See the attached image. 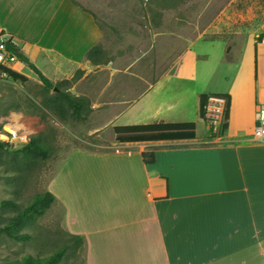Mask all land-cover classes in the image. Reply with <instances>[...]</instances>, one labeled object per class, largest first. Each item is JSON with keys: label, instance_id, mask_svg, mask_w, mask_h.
Listing matches in <instances>:
<instances>
[{"label": "crops", "instance_id": "1", "mask_svg": "<svg viewBox=\"0 0 264 264\" xmlns=\"http://www.w3.org/2000/svg\"><path fill=\"white\" fill-rule=\"evenodd\" d=\"M1 36L55 84L109 68L87 60L103 33L80 0H0ZM198 40L132 104L120 90L113 124L195 122L194 139L76 149L56 175L66 229L84 238L87 264H264V141L253 138L264 106V26L231 45L232 56L226 45L195 51ZM13 61L5 66L32 77ZM200 94L230 96L222 133L198 121ZM146 151H155V164H144Z\"/></svg>", "mask_w": 264, "mask_h": 264}, {"label": "rangeland", "instance_id": "2", "mask_svg": "<svg viewBox=\"0 0 264 264\" xmlns=\"http://www.w3.org/2000/svg\"><path fill=\"white\" fill-rule=\"evenodd\" d=\"M102 30L99 45L106 70L94 69L80 82L54 83L62 91L87 99L83 121L62 120L43 102L57 91H46L26 66L27 83L0 76V226L16 213L1 208L3 201L25 206L40 193H60L56 175L63 161L76 149L97 153L116 152L114 119L120 90L128 104L138 100L155 81L178 68L190 43L194 50L223 47L232 56L231 45L257 33L264 26V0H80ZM224 38V39H220ZM229 45V46H228ZM217 47V48H216ZM230 52V53H229ZM13 66L17 63L12 61ZM202 63H199V65ZM215 84H219L214 80ZM205 125L198 135H202ZM16 134L17 138L7 136ZM31 139L47 149L46 158H21L23 145ZM23 161L32 163L21 166ZM65 162V161H64ZM63 171L70 164L64 163ZM71 178V177H70ZM56 193V194H55ZM71 201V193L69 196ZM66 209L60 200L42 216L20 231L31 239L15 242L0 237V264L26 255L48 257L64 246L70 247L59 264H87L86 243L75 251V243L65 224Z\"/></svg>", "mask_w": 264, "mask_h": 264}, {"label": "trees", "instance_id": "3", "mask_svg": "<svg viewBox=\"0 0 264 264\" xmlns=\"http://www.w3.org/2000/svg\"><path fill=\"white\" fill-rule=\"evenodd\" d=\"M2 37V36H1ZM0 37V39H1ZM261 40V35L257 38ZM6 51L10 55L17 58L20 62L27 65L32 72L38 77L39 81L44 85L46 91H57L55 95L43 102L44 109L53 110L60 119L66 120L69 117L78 121L85 119L84 113L88 100L81 97H76L68 92L62 91L58 85H55L42 72L33 65L28 58L11 42H6ZM105 53L101 45H96L87 53V60L93 65H102L105 62ZM0 74L14 81L27 83L29 78L7 66H0ZM83 75V71H77L71 81H63L62 83H70L78 81ZM58 83V84H60ZM217 96L227 100L225 121L222 125V132L227 129V121L229 119L230 109V96L225 94H200L197 99V114L199 122H206V106L209 98ZM116 141L125 142H150V141H163V140H182L194 139L196 136V123L183 122V123H155L149 125H131V126H117L113 128ZM8 143L0 142V148L4 149ZM48 151L34 139L29 143L23 145L19 151L21 158H46ZM142 160L145 165H153L156 163L155 151H146L142 153ZM23 161L21 166L30 167L32 163ZM56 196L47 191L35 195L32 200L25 206H20L16 201L7 200L3 201L1 208L5 210L16 211L15 215L4 225L0 226V237H6L14 240L15 242H26L31 239L28 234H21V229L31 221L42 217L55 203ZM75 243V251L82 248L85 240L83 237L71 235ZM70 247L64 246L48 257H33L26 255L22 259H15L7 261L3 264H59L67 255Z\"/></svg>", "mask_w": 264, "mask_h": 264}, {"label": "built area", "instance_id": "4", "mask_svg": "<svg viewBox=\"0 0 264 264\" xmlns=\"http://www.w3.org/2000/svg\"><path fill=\"white\" fill-rule=\"evenodd\" d=\"M11 42L10 39L2 37L0 40V66H5L6 62L13 61L14 56L6 51V42ZM2 76V74H0ZM227 100L222 97L213 96L209 98L206 106V119L210 122L214 133H222V125L225 121ZM12 134V133H11ZM8 138L16 139L17 135L7 136ZM12 137V138H11ZM253 138L259 141H264V106L260 107L256 115V124L254 128Z\"/></svg>", "mask_w": 264, "mask_h": 264}]
</instances>
